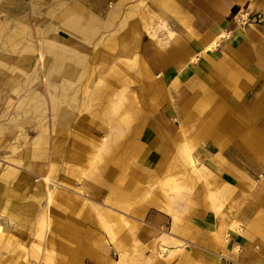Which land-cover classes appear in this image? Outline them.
Wrapping results in <instances>:
<instances>
[{
  "label": "rangeland",
  "instance_id": "rangeland-1",
  "mask_svg": "<svg viewBox=\"0 0 264 264\" xmlns=\"http://www.w3.org/2000/svg\"><path fill=\"white\" fill-rule=\"evenodd\" d=\"M68 1L0 0V264H142L167 252L158 239L143 244L152 209L140 213L143 202L198 205L201 168L190 155L199 139L179 132L176 152L152 165L150 121L169 86L137 83L136 59L105 61L118 48L105 44L136 21L144 47L151 34L173 36L174 13L152 0H79L101 20L116 12L88 37L52 21ZM56 35L76 41L66 57ZM67 64L76 77L89 69V83L60 78ZM169 157L174 165L163 164ZM85 247L102 261L78 255Z\"/></svg>",
  "mask_w": 264,
  "mask_h": 264
},
{
  "label": "crops",
  "instance_id": "crops-1",
  "mask_svg": "<svg viewBox=\"0 0 264 264\" xmlns=\"http://www.w3.org/2000/svg\"><path fill=\"white\" fill-rule=\"evenodd\" d=\"M159 4L174 13L166 15L173 36L151 34L144 47L136 21L126 33L119 29L110 36L105 46L118 48L104 60L136 59L137 83L153 89L160 83L169 86L150 121L152 165L161 163L165 151L176 152L180 133L196 131L194 141L199 143L191 147L190 156L201 176L199 202L193 200L199 206L169 204L165 210L152 197L143 202L140 213L152 207L142 227L143 244L158 239L167 244V252L145 253L142 264H186L193 256L204 264H264V20L240 29L235 23L238 15L234 17L240 7L264 13V0L151 2ZM95 14L100 15L84 2L70 0L52 21L89 37L108 17L116 16L108 11L101 20ZM40 16L42 27L46 22ZM224 33L229 37H222ZM55 37L62 44L56 52L63 57L68 46H76L72 38ZM86 70L76 77V68L67 64L60 78L87 84L91 78ZM163 164L175 162L169 157ZM96 253L86 247L78 250L81 257L102 261Z\"/></svg>",
  "mask_w": 264,
  "mask_h": 264
},
{
  "label": "built area",
  "instance_id": "built-area-1",
  "mask_svg": "<svg viewBox=\"0 0 264 264\" xmlns=\"http://www.w3.org/2000/svg\"><path fill=\"white\" fill-rule=\"evenodd\" d=\"M238 15V18L235 19V23L239 26L240 29H245L250 23H260L264 20V13L254 12L250 13L244 8L240 7L235 12L234 17ZM222 37H229L228 33H224Z\"/></svg>",
  "mask_w": 264,
  "mask_h": 264
},
{
  "label": "bare ground",
  "instance_id": "bare-ground-1",
  "mask_svg": "<svg viewBox=\"0 0 264 264\" xmlns=\"http://www.w3.org/2000/svg\"><path fill=\"white\" fill-rule=\"evenodd\" d=\"M215 43V42H214ZM217 43V42H216ZM216 43H215V45H216ZM210 130V129H209ZM46 180V179H45ZM149 199V198H148ZM146 201V200H145ZM148 202H150V201H148ZM146 203V202H145ZM156 207V206H155ZM85 255H87V256H89V255H91L89 252H85L84 253ZM97 255V253L95 254V256ZM98 256H100V255H98ZM97 259H99V258H97ZM102 260V259H101Z\"/></svg>",
  "mask_w": 264,
  "mask_h": 264
}]
</instances>
